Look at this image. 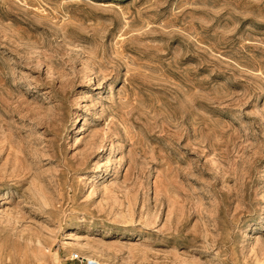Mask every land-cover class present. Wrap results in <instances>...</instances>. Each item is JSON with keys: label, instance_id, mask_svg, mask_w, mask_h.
<instances>
[{"label": "rangeland", "instance_id": "rangeland-1", "mask_svg": "<svg viewBox=\"0 0 264 264\" xmlns=\"http://www.w3.org/2000/svg\"><path fill=\"white\" fill-rule=\"evenodd\" d=\"M75 252L264 264V0H0V264Z\"/></svg>", "mask_w": 264, "mask_h": 264}, {"label": "built area", "instance_id": "built-area-1", "mask_svg": "<svg viewBox=\"0 0 264 264\" xmlns=\"http://www.w3.org/2000/svg\"><path fill=\"white\" fill-rule=\"evenodd\" d=\"M73 257L79 259L82 264H100V262L92 257L79 255L77 252L74 253Z\"/></svg>", "mask_w": 264, "mask_h": 264}, {"label": "bare ground", "instance_id": "bare-ground-1", "mask_svg": "<svg viewBox=\"0 0 264 264\" xmlns=\"http://www.w3.org/2000/svg\"><path fill=\"white\" fill-rule=\"evenodd\" d=\"M63 243H65V242H63ZM67 244V243H66Z\"/></svg>", "mask_w": 264, "mask_h": 264}]
</instances>
